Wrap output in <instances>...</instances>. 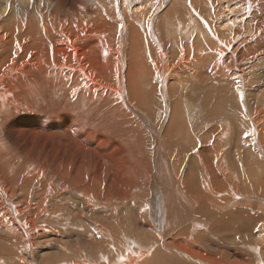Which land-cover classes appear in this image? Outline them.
Returning a JSON list of instances; mask_svg holds the SVG:
<instances>
[{
	"label": "bare ground",
	"instance_id": "1",
	"mask_svg": "<svg viewBox=\"0 0 264 264\" xmlns=\"http://www.w3.org/2000/svg\"><path fill=\"white\" fill-rule=\"evenodd\" d=\"M67 1H70L68 6ZM115 1L119 8L111 9L99 1L95 6H87L84 0H0V72L4 70L2 78L5 73L13 78L6 84L0 83V133L3 121L10 114L40 113L41 121L32 120L29 126L40 130L46 138L45 146L48 143V150L54 154H50L52 158L33 155L35 152L28 155L26 149L27 154L8 160L14 151H10L13 149L8 143L10 148H4L0 140V264H55L71 260L75 258L73 255L67 257L68 253L74 254L72 245L102 252L110 247L113 254L88 257L91 264H157L163 257L159 249L151 251L141 240L128 242L126 238L135 233L144 241L159 236L172 249L185 252L202 264L244 263L245 255L230 253L222 262L190 246L192 242L188 241L204 231L223 233L226 238L240 234L241 240L253 245L249 251L255 256L247 259L264 264V205L252 201L256 199L264 204V162L255 171L258 161L253 154V150H260L264 156V74L258 72L259 62L264 60L261 57L264 56V0H249L251 5L248 0H231L233 5L242 3L241 7L230 10L229 16L224 14L219 0H173L161 18H155L152 6L146 9L153 0H137L141 8H136L134 13L128 11L129 0ZM246 15L248 20L244 22ZM93 34L114 46L117 59L116 55L111 57L116 60V72L112 71L115 76L111 77L115 79L111 83L103 85L104 81L98 82L101 79L96 82L92 77L93 80L84 69L88 64L84 61L83 66V61L76 57L75 48L62 45L69 38L77 43L78 38ZM146 52L154 58L152 67L144 62ZM20 58L27 59L26 70L19 73L25 75L21 80L13 67V60ZM238 72L243 74L239 76ZM93 76L99 78L98 74ZM103 93L112 102L114 99L121 102L125 115H130L127 109H132L131 97L135 98L134 102L145 104L143 107L150 113L153 123L144 118L149 132L156 138L153 142L156 154L154 167L142 168L147 177L145 187L151 190L147 220H142L143 206L135 201L148 194L139 191L136 179V184L127 180L122 166L114 169L112 165L108 167L107 160L99 159L86 178L80 172L85 164L84 156L94 150H90L82 135L83 114L77 111L75 102L84 97L91 104ZM142 95L145 101L147 95L154 100L152 108L151 103L142 102ZM102 102L97 104H105L110 110L111 103ZM201 111L203 116L199 117ZM197 116L208 124L202 127ZM160 121L164 122L163 127ZM185 154L191 156L187 162L183 158ZM199 167L203 169L201 172ZM232 180L235 182L229 184ZM100 182L104 195L101 197L97 195ZM126 183L129 184L125 189L122 186ZM68 193L83 195L94 206L104 208H110L111 201L124 200L133 217L127 221L126 217L118 216L107 224L105 214L103 222H96L80 213L81 205L75 197L69 198ZM63 206L70 209L73 224L57 215L55 209ZM115 207L118 204L112 205ZM58 218L62 222L56 224ZM81 220L95 232L84 229ZM124 221L128 228H122ZM72 225H78L82 233L68 231ZM74 264L88 263L81 260Z\"/></svg>",
	"mask_w": 264,
	"mask_h": 264
},
{
	"label": "rangeland",
	"instance_id": "2",
	"mask_svg": "<svg viewBox=\"0 0 264 264\" xmlns=\"http://www.w3.org/2000/svg\"><path fill=\"white\" fill-rule=\"evenodd\" d=\"M94 1V2H93ZM99 1V2H98ZM104 1H105V3H104ZM138 1H140V0H138ZM138 1L137 0H129V2H131L130 4H128V11L129 12H131V13H134V10H136V8H141V6H140V4H138ZM154 2L152 3V5H147V8L146 9H148V8H150V6H152L153 7V9H154V11H153V13H154V15H155V18H157V17H163L166 13H167V11H169V7H170V4H171V2L173 1V0H153ZM164 1V2H163ZM219 1H221V3H223V4H221V6L224 8L223 9V12H224V14L226 15V16H229V15H232V14H229L230 13V10H234L235 9V7L237 8V7H241V4L240 3H242V2H238L239 4H235V5H233V4H231L230 3V1L231 0H219ZM223 1V2H222ZM234 1V0H233ZM235 1H237V0H235ZM84 2H85V4H87V6H88V4H91L92 6H95L94 4H95V2H98L100 5L101 4H104V5H107L108 7L109 6H111V7H109V8H115V7H117V8H119V6H117V3H116V1L115 0H97V1H95V0H84ZM137 2V3H136ZM225 2H227V4L225 3ZM229 2V3H228ZM248 2H249V0H248ZM250 2H252V1H250ZM249 2V3H250ZM135 4V5H134ZM138 4V5H137ZM166 4V5H165ZM169 4V5H168ZM68 5H70V1L68 2L67 1V4H66V6H68ZM91 5H89V6H91ZM130 5H132V6H130ZM154 5V6H153ZM156 5V6H155ZM224 5V6H223ZM232 5V6H231ZM250 5H251V3H250ZM243 6V5H242ZM226 7H227V10H226ZM244 7V6H243ZM231 8V9H230ZM234 8V9H233ZM249 9V8H248ZM248 9H245V11H247L248 12ZM117 10V9H116ZM165 10V11H164ZM226 10V11H225ZM139 12H140V9L138 10ZM137 11V12H138ZM166 12V13H165ZM247 12H246V14H247ZM235 13V12H234ZM159 14V15H158ZM163 15V16H162ZM160 17V18H161ZM234 17H235V14H234V16H232V19H234ZM245 18H244V22H246L247 20H248V17H247V15L246 16H244ZM235 22H237V20L235 19ZM244 25V24H243ZM94 36V37H93ZM88 37H89V39H88ZM73 39L75 38V37H72ZM79 40L77 41V43H73L72 41H74V40H72L71 38H69L68 39V42H67V44H62L64 47H66V46H69V44L70 45H72V47H71V49H74V52H77V53H75L76 54V57L78 56V58L81 60V61H85L88 65H85L86 63L84 62H81L82 63V65L84 66V69H86V73L89 75V76H91V78L92 77H95L96 78V82H97V79H101L100 81H98L99 83H103L102 81H104V83H103V85L105 84V83H111V81L110 80H114L115 78H112L111 76H115V73L113 72L112 73V71H115L116 70V62L114 63V61H116L115 59H117V55L115 54V52H113V49H114V46L113 45H108L107 44V42L106 41H104L105 39H99L95 34H93V35H89V36H84L83 38H78ZM90 39H92V40H90ZM71 40V41H70ZM89 40V41H88ZM96 42H95V41ZM101 40V42H97V41H100ZM103 40V41H102ZM85 41L86 42H88V43H86L85 44ZM89 42H90V44H89ZM104 43V44H103ZM106 43V44H105ZM76 44V45H75ZM102 44V45H101ZM61 45V47H63ZM78 48L79 47V49H77L75 46ZM83 46V47H81L80 48V46ZM88 47V48H86V46ZM93 45V46H92ZM103 45H104V47H103ZM92 46V47H91ZM96 46V52L95 51H92L93 49V47H95ZM104 48H102V47ZM106 46V47H105ZM109 46H110V48L112 47V50L110 49L109 50ZM236 46H237V44H236ZM74 47V48H73ZM91 47V48H90ZM84 48H85V51H84ZM81 49V50H80ZM91 49V51H89ZM95 49V48H94ZM106 49V51L105 52H107V53H105L104 52V50ZM108 49V50H107ZM87 50H88V52H87ZM99 50H102V51H99ZM231 51H233V48L231 49ZM82 52V53H81ZM102 53V56L100 55V53ZM110 52V53H109ZM82 54V55H79V54ZM91 53V54H90ZM99 53V54H98ZM146 53H148V52H146ZM146 53H145V59H144V57H143V59H144V62H146V64L147 65H149V67H152L153 66V59L154 58H152V55L151 54H147L146 55ZM86 55L85 56V58H84V55ZM96 54H98V55H96ZM115 55H116V58H115ZM27 56V55H26ZM110 56V57H109ZM115 58L114 60H113V58ZM89 57H93V59L91 60V58H89ZM100 57H102V59L100 58ZM104 57V58H103ZM109 57V58H108ZM261 57H264V56H261ZM89 58V61L87 60ZM100 58V59H99ZM106 58V59H105ZM148 58V59H147ZM259 58V57H258ZM257 58V59H258ZM84 59H86V60H84ZM109 59V60H108ZM140 59L141 60H143L142 59V57H140ZM94 60V61H93ZM108 60V63L106 62ZM111 60H113V61H111ZM90 61L92 62V63H90ZM101 61H103L102 63H101ZM111 61V62H110ZM149 61V62H148ZM151 61V62H150ZM13 62H14V65H13V67H15V70H16V76H18L19 78L18 79H22L23 78V76H25V75H23V76H19V73H23L25 70H26V68L24 67V65H27L26 63H27V59H14L13 60ZM89 62V63H88ZM106 62V63H105ZM148 62V63H147ZM261 62V63H260ZM259 62V66H261L260 68L258 67V72L259 71H261V73H263L264 74V69H262V68H264V60H262V61H260ZM93 63H95L97 66H95V64H93ZM99 63V64H98ZM104 63V64H103ZM93 66H91V65ZM113 64V65H112ZM262 64V65H261ZM90 65V67H89V69L91 68H94L93 70H91V71H93V73L92 72H90V70L89 69H87V66H89ZM101 65V66H100ZM107 66L108 67V69L105 67V66ZM110 65V66H109ZM95 66V67H94ZM99 66H100V68H103V69H100L99 68ZM96 67H98V68H96ZM114 67V68H113ZM110 68V69H109ZM97 69H98V72L100 73L101 71H99V69L100 70H102L103 72H101V73H103V75H104V77L106 76V77H108L107 78V80L102 76V77H100V74L97 72ZM105 69V70H104ZM114 69V70H113ZM262 69V70H261ZM89 70V71H88ZM4 70H2L1 72H0V79L2 78V72H3ZM89 73H88V72ZM104 71H105V73H104ZM108 71H110V73L108 72ZM116 72V71H115ZM248 72V70H246V73ZM92 75H91V74ZM110 75H108V74ZM239 74V76H240V74H243V72L241 73V72H238ZM98 74V76H99V78L97 77V76H93V75H97ZM108 76H107V75ZM113 74V75H112ZM246 75V74H245ZM15 76V77H16ZM28 76V75H27ZM22 77V78H21ZM111 77V78H110ZM13 78H10V77H8V75H7V73H5L4 74V76H3V78H2V80L0 81V83L1 84H6V83H8V82H10L11 80H12ZM93 80H94V78H92ZM105 79V80H104ZM29 80V79H28ZM109 80V81H108ZM105 81H107V82H105ZM262 83L263 82H261V84H260V86L262 85ZM263 86V85H262ZM147 90V88H145V86H144V92ZM105 94L106 93H103L101 96H99L100 98H99V100H101L100 102H99V100H98V97H96V99H97V101H96V99H95V102H91V104L87 101V100H85V99H83L84 97H79L78 99H77V101L75 102V104H76V107H77V111L80 113V115H82L81 117H80V121H81V125H82V131H84V132H82V135L83 136H85L84 138L86 139V141H87V143H88V145H89V147H90V150H94V151H92V153H90L91 155H89V154H87V156H84V157H86L85 159V164H84V162H83V164H82V167L80 168V172H81V174H83L82 175V177H84V178H86L88 175H89V171H91L92 170V166L93 165H95L97 162H98V160L99 159H105V160H107V164H108V167H110V165H112L113 166V168L114 169H116L117 167H119V166H122L123 167V170L126 172V178H127V180L128 181H133V183H135L136 184V181H135V179L137 180V182H138V186L141 188V189H139V191L141 192V193H145V191H146V194H148V196L146 195V196H140V197H138L137 198V200L135 201V203L136 204H141L142 206H143V208H142V213H141V217H144L142 220H147V209H148V205H149V203H150V199H151V196L149 195V194H151V190H150V188H148V187H145V183L147 182V177H146V175L145 174H143L144 172L142 171V168H153L154 167V163H155V154H156V152H155V143H153V142H155L156 141V138L155 137H153L152 136V134L150 133L151 131H150V127H148L147 125H146V122H147V119L150 121V122H152L151 121V117H150V113H149V111H146L147 110V108L145 109L144 107H146L145 106V104H143V106H142V103L140 102V101H137V103L136 102H134V100L133 99H135V98H132L131 97V100H132V104L133 105H131V107H132V109H127L128 111H129V114L130 115H125L124 113H123V106H121V102H119L118 103V101H116L115 99L113 100V102L110 100V98H109V96H106L105 97ZM104 95V96H103ZM108 95V94H107ZM148 96V98L146 99V101H145V96H143L142 95V97H143V101L142 102H146V103H151V104H149V106L152 108V106H153V104L152 103H154V100L153 99H151L150 97H149V95H147ZM127 97V99H129V97H128V95L126 96ZM109 98V99H108ZM82 99V100H81ZM149 99H151V100H149ZM81 100V101H80ZM107 100H109V101H107ZM83 101V102H82ZM103 101V102H102ZM151 101V102H150ZM153 101V102H152ZM79 102V103H78ZM105 103L106 102V104H109L110 105V103H111V105L112 106H109L108 108H110V110H108V109H106V106L107 105H105V104H97V103ZM198 102V101H197ZM196 102V103H197ZM114 103H115V105L116 106H114ZM127 103V102H126ZM136 103V104H135ZM83 104V105H82ZM87 104V105H86ZM119 104V105H118ZM141 106H140V105ZM98 105H101V107L100 106H98ZM196 105H198L197 107H199V105H200V102H198V104H196ZM89 106V107H88ZM97 106V107H96ZM134 106H136V107H134ZM194 106V105H193ZM79 107V108H78ZM84 107H85V109H86V111H84L85 109H84ZM104 107V108H103ZM111 107H112V109H111ZM116 107V108H115ZM137 107H141L140 109H142L141 111L140 110H138L139 108H137ZM201 107V106H200ZM93 108V109H92ZM101 108V109H100ZM103 108V109H102ZM135 108H137V109H135ZM81 109V110H80ZM156 109H158V107H156ZM106 110H108V111H106ZM145 110V112H143ZM104 111V112H103ZM115 111V112H114ZM83 112V113H82ZM113 112V113H112ZM148 112V113H147ZM94 114V115H92V114ZM110 115H109V114ZM14 114V116L12 115V114H10V115H12V116H7V117H9L8 119H6L5 118V120L3 121V124H4V126L2 125V133H0V140H1V143H2V145H3V147L4 148H6V149H8V148H10L9 146H8V144L12 147V149L13 150H10L11 152L12 151H14V153L13 154H9L10 156H11V158L9 159V158H7L8 160H13V159H17V157L18 158H20L19 156H22V153H25V154H27L28 153V151H29V153H28V155H31L32 154V152L34 153L33 155H35V154H41L42 156H46L47 158H52L53 157V151H49L48 149H49V145H48V143H47V145L45 146V139L46 138H44V135L43 134H41V132H40V130L38 131V129H32L30 126H29V122L30 121H32V120H37V121H41V119L43 118V116H41L40 115V113L38 114V113H34V114H17V113H13ZM15 114H17V115H15ZM38 114V115H37ZM88 114V115H87ZM91 114V116L89 117V115ZM96 114V115H95ZM102 114V115H101ZM104 114H106V115H109L108 116V118H107V116L105 115L104 116ZM124 114V115H123ZM99 115V116H98ZM140 115H141V117H140ZM41 116V117H40ZM88 116V117H87ZM94 116V117H93ZM128 116V117H127ZM144 116L147 118V119H145L144 118ZM149 116V117H148ZM199 117H202L203 116V112L201 111V114H199L198 115ZM197 116V120H199V122H201V120H200V118ZM86 117V118H85ZM93 117V118H92ZM95 117H96V119H95ZM36 118V119H35ZM40 118V119H39ZM83 118V119H82ZM87 118H89V119H87ZM162 118V114H161V116H160V119ZM95 119V120H94ZM99 119V120H98ZM116 119V120H115ZM82 120H84V122L82 121ZM94 122H93V121ZM162 120V119H161ZM26 121V122H25ZM118 121V122H117ZM6 122V123H5ZM23 122L25 123V124H23ZM100 122V123H99ZM161 122V121H160ZM203 122V121H202ZM201 122V126L203 127L204 125H207L205 122H203L202 123ZM153 123V122H152ZM205 123V124H204ZM86 124V125H85ZM109 124V125H108ZM161 127H163L164 126V122H161ZM87 126V127H86ZM109 127V129H108V127ZM121 126V127H120ZM3 127H4V129H3ZM94 127V128H93ZM105 127L107 128V129H105ZM206 127H208V126H206ZM205 127V128H206ZM88 128V129H87ZM149 128V129H148ZM7 129V130H6ZM16 129V130H15ZM92 129H94V130H92ZM97 129V130H96ZM100 129H102V130H99ZM126 129V130H125ZM5 130V131H4ZM15 130V131H14ZM22 130H23V132H22ZM24 130H27V131H24ZM29 130L31 131V133L32 134H30V132H29ZM87 130V131H86ZM90 130V131H89ZM9 131H11V132H9ZM34 131V132H33ZM36 131L37 132H39V133H36ZM87 133H89V134H87ZM89 131V132H88ZM92 131H93V133H92ZM95 131V132H94ZM101 131H103V133L101 132ZM117 131V132H116ZM121 131V132H120ZM150 131V132H149ZM1 132V131H0ZM13 132V133H12ZM20 132V133H19ZM23 134H22V133ZM100 132V133H99ZM119 132V133H118ZM6 133V134H5ZM8 133V134H7ZM11 133V134H10ZM14 133H16V134H18L17 136H15L16 134H14ZM25 133H26V135H25ZM86 133V134H85ZM97 133V134H96ZM2 134H4V135H2ZM32 137V138H30V136ZM33 134H36L35 136H33ZM42 135V136H38V135ZM94 134V135H93ZM158 134L159 135H161V133H160V131L158 132ZM10 135V136H9ZM28 135V137L26 138V136ZM87 135V136H86ZM105 135H110V136H105ZM92 136V137H91ZM96 136V137H95ZM158 136V135H157ZM198 137H197V140H199V138L201 137V134H199L198 133V135H197ZM200 136V137H199ZM6 137V139H4V138ZM14 137V138H13ZM21 137H23V138H20ZM39 137V138H38ZM107 137H108V139H107ZM13 138V139H12ZM16 138V139H15ZM37 138H38V140H37ZM40 138H44L43 140H44V143H42L41 142V140L42 139H40ZM158 138V137H157ZM3 139V140H2ZM12 139V140H11ZM104 139V140H103ZM14 140H17L16 142L14 141ZM24 141V142H22V141ZM40 140V141H39ZM42 140V141H43ZM158 140H159V138H158ZM5 141V142H4ZM19 141V142H18ZM31 141V142H30ZM47 141V140H46ZM255 141H256V138H255ZM259 141H260V139H259ZM17 142H18V144H17ZM29 142V143H28ZM118 142V143H117ZM5 143V144H4ZM8 143V144H7ZM16 143V144H15ZM26 143V144H25ZM34 143V144H33ZM21 144V145H20ZM28 144V145H27ZM41 144V145H40ZM30 145V146H29ZM262 145V143L260 144V146ZM7 146H8V148H7ZM33 146V147H32ZM47 148V150H46V148ZM94 146V147H93ZM255 146H256V144H255ZM263 147H264V145H262ZM261 146V147H262ZM44 148H45V150H44ZM152 148H153V150H152ZM16 149H18V151L16 150ZM22 149V150H21ZM28 151H27V150ZM32 149V150H31ZM43 149V150H42ZM197 149V145H196V148L194 149V150H196ZM20 150V151H19ZM34 150V151H33ZM40 150H41V153H39L40 152ZM89 150V149H88ZM24 151V152H23ZM44 151H47V153H45ZM256 151V152H255ZM253 150V154H255L254 155V159L255 160H257L258 161V165L256 166V168H255V171H257L256 169L257 168H260V165H261V163H263L264 162V156H263V154L261 153V151L260 150ZM20 152V153H19ZM31 152V153H30ZM49 152V153H48ZM59 152V151H58ZM259 152V153H258ZM18 153H19V155H18ZM154 153V154H153ZM45 154V155H44ZM50 154H53V155H50ZM24 155V154H23ZM32 155V156H33ZM48 155H50V157L48 156ZM66 155L68 156V153H66ZM89 155V156H88ZM92 155H94V156H92ZM96 155V156H95ZM186 155V157H183L184 159H185V162H187L186 160H189L190 158H191V156L189 155V154H185ZM184 155V156H185ZM193 155V154H192ZM257 155V156H256ZM92 158H91V157ZM95 159H94V158ZM99 157V158H98ZM66 158V157H65ZM90 158V159H89ZM189 158V159H188ZM263 158V159H262ZM88 159V160H87ZM260 159V160H259ZM152 161H154V162H152ZM263 161V162H262ZM226 165V164H225ZM228 166V165H227ZM244 166H242V170L244 171V168H243ZM199 169H201V170H199ZM228 169H229V167H228ZM198 170L201 172L203 169L202 168H198ZM252 170L254 171V169L252 168ZM142 173V174H141ZM228 173V172H227ZM202 174V173H201ZM140 175V176H139ZM145 177V178H144ZM142 179H143V181H142ZM202 179V178H201ZM203 180H205V179H203ZM142 183H141V182ZM239 181V180H238ZM238 181H236V182H238ZM233 182H235V181H231V182H229V184H232ZM241 182L239 181L238 183H236V185H237V188L239 189V185H241L240 184ZM129 183H126L125 185H123L122 187L123 188H125L126 189V187H127V185H128ZM141 184V185H140ZM143 185V186H142ZM233 186H235V184H233ZM242 186H244V185H242ZM69 187V186H68ZM143 187V188H142ZM241 187V186H240ZM246 186H244V188H245ZM243 188V187H242ZM243 188V189H244ZM246 188H248V187H246ZM102 189H103V186H102V184H101V182H100V184H99V186H98V190H97V195H100L99 197H101V196H104V195H102L103 194V192H102ZM245 190V189H244ZM67 191H69V190H66L65 192H67ZM213 190L212 189H210V192H212ZM214 192V191H213ZM223 195H225V194H223ZM81 196V195H80ZM79 196V194L77 195V193H73V194H71V193H68V197L69 198H76L77 199V202H78V205L80 206V213L82 214V215H84V216H91L92 218H94V220L96 221V222H103V219H105L106 217H104V215L106 214V216H107V218L105 219V223H107V224H109L112 220H115L118 216H123V217H126V219L127 218H130V217H133V213L132 212H129L128 211V209L126 208V202H122V201H124V200H117V201H111V207L110 208H104V207H101V206H97V205H95L94 206V202L91 200V199H89V198H87V197H84L83 195L80 197ZM257 196H259V195H257ZM108 197V196H107ZM150 197V198H149ZM210 197H211V195H210ZM86 198V199H85ZM109 198V197H108ZM251 199H253V198H251ZM253 201V203H258V204H260V205H264L262 202L261 203H259L260 201H258V200H252ZM84 204H82V203ZM53 204H55V205H57L58 203L57 202H52ZM114 203L115 204H118V206L119 207H115V208H112V205H114ZM124 203V204H123ZM148 203V204H147ZM86 204V205H85ZM89 204V205H88ZM146 206H147V209H146ZM94 207V208H93ZM65 208V209H64ZM88 208V209H87ZM100 208V209H99ZM64 209V210H63ZM67 209V210H66ZM230 210L232 209L231 207L229 208ZM92 210V211H91ZM55 211H56V213H58L57 215L59 216V218H61V219H63V220H65V222H69V223H71V224H73L74 223V221H72V219H71V211H70V209L66 206H63V207H61V208H58V210L57 209H55ZM88 211V212H87ZM84 212V213H83ZM260 212V211H259ZM255 213H258V210H255ZM22 216L24 217L25 216V214H22ZM21 216V217H22ZM104 217V218H103ZM59 218L55 221V223L57 224L58 222H62L61 220H59ZM127 221H128V219H127ZM127 221H124L123 222V224H122V228H128V225H126L127 224ZM81 225L84 227V229H87V230H89V233H92V232H95L94 231V229L89 225V224H85L84 223V221L83 220H81ZM56 224L55 225H53V228H55V226H56ZM79 226L78 225H72V226H69V230L68 231H71V232H75V231H77L78 233H80L81 232V230H79L80 228H78ZM89 227V228H88ZM122 231H123V233H124V229H122ZM82 233V232H81ZM135 234H136V237H135ZM134 234V236H132V237H127L126 239L128 240V242L130 241L131 243H135L134 241H136V242H138L139 240H141L140 241V243L141 244H143V245H146V246H149L151 249V251H155V249H159L160 251H161V254H162V256L163 257H160L159 259L160 260H158L157 261V264L159 263V264H172V263H174V262H172L173 261V259L176 261L175 262V264H202L201 263V261L200 260H197V258L195 259V257L193 258V256H190V255H188L187 253L185 254V252H179V251H177L175 248L174 249H172L171 247V245L169 244V243H167L166 241H164V240H162V239H160V237L159 236H156V238H150L149 240H146V241H144V240H142V239H138V237H137V233H135ZM157 235H159V234H157ZM135 237V238H134ZM228 237H230V236H228ZM134 238V239H133ZM232 238V239H231ZM130 239V240H129ZM238 239V240H237ZM134 240V241H133ZM138 240V241H137ZM195 241H197V243L195 242ZM160 242H161V244H160ZM189 242V244H190V246H192L193 248H196L197 250H199L200 252H203L204 254H207V256H210V257H212L213 259H215V260H217L218 258H219V260L220 259H222V262H224V261H226V256L228 255V254H235V255H240V256H243V255H245V256H243L244 258H245V260H243V264H255V262H256V260H255V262H254V259H252V260H249V259H247V258H252V256L254 257L255 256V254L254 253H252L251 251H249V249H251V247L250 246H253V245H250L251 243H248V242H245V241H243V240H241V235L240 234H237L236 236H233V237H230V238H226L225 236H223V233H220V234H209L208 233V231H204L203 233H201V234H199V235H197L196 237H194L191 241H188ZM244 242V243H243ZM153 243V244H152ZM243 244V245H242ZM155 246V247H154ZM158 246V247H157ZM171 246V247H170ZM42 247V246H41ZM40 247V248H41ZM107 247V246H106ZM153 247V248H152ZM257 247H259V245L258 246H256V248ZM110 247L108 246L107 247V249H106V251L105 252H102V251H94V250H92V249H89L88 247H84L83 246V248H81V247H77V246H73L72 245V250L74 251V254L73 253H68V257L67 258H69L70 256H74L75 258L73 259V258H71V260H67V259H64V260H62L61 262L60 261H58V262H56L55 264H74V261H77V262H79V261H81V260H85V261H87V263L88 264H91L90 263V259L88 258V257H91V256H93V257H95V256H97V257H100L101 255H107L108 253H112L113 254V252H112V250L110 249ZM109 250V251H108ZM166 250V251H165ZM230 251V252H229ZM179 252V253H178ZM245 253V254H244ZM246 253H247V255H246ZM173 255L172 257H169V255ZM251 255V256H250ZM78 256V257H77ZM247 256V257H246ZM215 257V258H214ZM165 258V259H164ZM11 259H13V258H11ZM231 260V259H230ZM249 260V261H248ZM236 261H239V257L236 259ZM164 262V263H163ZM166 262V263H165ZM263 263H264V261H263ZM225 264V263H224Z\"/></svg>",
	"mask_w": 264,
	"mask_h": 264
}]
</instances>
